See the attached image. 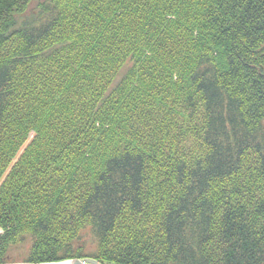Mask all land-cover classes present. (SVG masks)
<instances>
[{
	"label": "trees",
	"instance_id": "trees-1",
	"mask_svg": "<svg viewBox=\"0 0 264 264\" xmlns=\"http://www.w3.org/2000/svg\"><path fill=\"white\" fill-rule=\"evenodd\" d=\"M264 264V0H0V264Z\"/></svg>",
	"mask_w": 264,
	"mask_h": 264
},
{
	"label": "water",
	"instance_id": "water-1",
	"mask_svg": "<svg viewBox=\"0 0 264 264\" xmlns=\"http://www.w3.org/2000/svg\"><path fill=\"white\" fill-rule=\"evenodd\" d=\"M16 264H26V263H16ZM46 264H99L93 260H79V259H74V260H67V261H62V262H56V263H46Z\"/></svg>",
	"mask_w": 264,
	"mask_h": 264
}]
</instances>
